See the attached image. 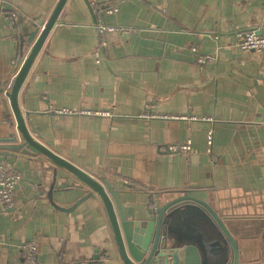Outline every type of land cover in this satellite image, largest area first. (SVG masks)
Masks as SVG:
<instances>
[{
	"label": "crops",
	"instance_id": "crops-1",
	"mask_svg": "<svg viewBox=\"0 0 264 264\" xmlns=\"http://www.w3.org/2000/svg\"><path fill=\"white\" fill-rule=\"evenodd\" d=\"M87 1L67 0L25 80L19 105L28 128L118 191L126 219H145L154 197L206 201L211 192L218 215L235 219L237 264H264V52L243 49L240 39L248 29L264 36V0ZM56 2L0 0L4 90L21 56L18 18L32 31ZM2 97L6 138L15 122ZM64 108L75 113L54 111ZM187 140L188 151L168 147ZM28 151L0 156L22 176L13 205L0 209V264H28L20 252L28 241L38 264H123L98 195L78 203L90 188ZM183 228L196 232L192 223Z\"/></svg>",
	"mask_w": 264,
	"mask_h": 264
},
{
	"label": "water",
	"instance_id": "water-1",
	"mask_svg": "<svg viewBox=\"0 0 264 264\" xmlns=\"http://www.w3.org/2000/svg\"><path fill=\"white\" fill-rule=\"evenodd\" d=\"M84 1L89 5L87 0ZM66 2L57 0L46 19L32 24V31H24L21 18L17 20L21 53L17 61L19 66L9 89L0 87V93L3 94L1 102L5 113L13 116L15 130L6 138H0V156L6 157L12 152L30 153L28 148H31L89 187L90 193L78 203L95 194L101 199L123 264H237V248L233 237L235 219H222L218 215L211 192L207 193L206 201L181 196L161 204L154 197L149 201L145 219H126L118 201V191L53 152L35 138L32 128H28L19 105V94ZM88 8L92 12L91 7ZM27 44L31 47L21 62L23 48ZM188 223H192L196 231L193 234L183 228Z\"/></svg>",
	"mask_w": 264,
	"mask_h": 264
},
{
	"label": "built area",
	"instance_id": "built-area-1",
	"mask_svg": "<svg viewBox=\"0 0 264 264\" xmlns=\"http://www.w3.org/2000/svg\"><path fill=\"white\" fill-rule=\"evenodd\" d=\"M112 8H108L107 12H111ZM100 30L103 32L113 31L114 28L110 26L102 25ZM241 46L243 49L253 50L256 53L264 52V36L257 33L255 29H248L240 33ZM199 62H205L204 57L198 59ZM56 113L61 114H73L75 111L71 109H56ZM84 114H90V111H82ZM144 117L160 118V119H172V120H194L195 117L190 114H177V113H164L148 115L143 113ZM208 122L211 121V117L204 118ZM213 126L210 125L207 130V143L210 145L212 142ZM170 150L188 151L190 149V140H187L182 144H172L168 146ZM22 176L19 172L15 171L9 162V160L0 159V209L11 207L13 205V195L16 187L21 182ZM20 252L28 264H38L39 251L36 242L28 241L25 243Z\"/></svg>",
	"mask_w": 264,
	"mask_h": 264
}]
</instances>
